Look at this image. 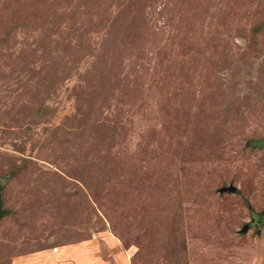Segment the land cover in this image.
<instances>
[{
    "label": "rangeland",
    "instance_id": "obj_1",
    "mask_svg": "<svg viewBox=\"0 0 264 264\" xmlns=\"http://www.w3.org/2000/svg\"><path fill=\"white\" fill-rule=\"evenodd\" d=\"M258 141L264 0H0V264H264Z\"/></svg>",
    "mask_w": 264,
    "mask_h": 264
},
{
    "label": "water",
    "instance_id": "obj_2",
    "mask_svg": "<svg viewBox=\"0 0 264 264\" xmlns=\"http://www.w3.org/2000/svg\"><path fill=\"white\" fill-rule=\"evenodd\" d=\"M235 191V189L233 187H228L226 189H222L221 192H228V193H233ZM5 214V212L1 209L0 206V218ZM247 229L246 226H244V228L242 229V231H245Z\"/></svg>",
    "mask_w": 264,
    "mask_h": 264
},
{
    "label": "trees",
    "instance_id": "obj_3",
    "mask_svg": "<svg viewBox=\"0 0 264 264\" xmlns=\"http://www.w3.org/2000/svg\"><path fill=\"white\" fill-rule=\"evenodd\" d=\"M254 144H256L257 146H262L264 145V141H258V142H255Z\"/></svg>",
    "mask_w": 264,
    "mask_h": 264
},
{
    "label": "crops",
    "instance_id": "obj_4",
    "mask_svg": "<svg viewBox=\"0 0 264 264\" xmlns=\"http://www.w3.org/2000/svg\"><path fill=\"white\" fill-rule=\"evenodd\" d=\"M67 255V253H65ZM83 263H87V260H84Z\"/></svg>",
    "mask_w": 264,
    "mask_h": 264
}]
</instances>
